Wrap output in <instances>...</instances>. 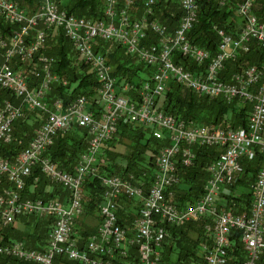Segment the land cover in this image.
Returning a JSON list of instances; mask_svg holds the SVG:
<instances>
[{
    "label": "built area",
    "instance_id": "2783aa9c",
    "mask_svg": "<svg viewBox=\"0 0 264 264\" xmlns=\"http://www.w3.org/2000/svg\"><path fill=\"white\" fill-rule=\"evenodd\" d=\"M215 1L218 7L228 4V0ZM155 2L143 0L141 15L133 18L135 0H122L121 5L117 0H104L103 16L96 19L69 13L55 0H38L33 12L18 0H0V88L20 101V105L7 99L2 103L0 141L14 140L16 119L36 110L47 112L14 159L0 157V184L3 178L10 183L0 188V224L12 225L22 215L52 218L44 249L29 248L20 240L0 243V264H54L58 256L77 264H157L168 233L165 225L178 226L205 216L210 221L204 226L206 236L196 264H232L234 260L258 264L264 256V4L238 1L235 11L242 23L236 35L215 27L219 40L211 56L187 37L196 21L197 0H178L182 14L173 32L152 18ZM51 26L62 31L78 57L92 68L98 82V114L89 108L85 95L76 96L66 106L61 100L48 102L52 85L60 82L52 71L54 57L43 51L45 28ZM149 32L156 41L146 43ZM99 41L118 42L128 54L152 67V74L139 85L119 83L105 54L97 49ZM252 43L262 50L261 60L225 74L226 63L248 52ZM176 51L191 62L193 70L175 63ZM18 61L39 66L17 69ZM170 81L198 96L236 101V106L248 104L246 126L193 123L167 113L158 99ZM120 123L149 127L155 139L167 144L157 149L150 173L99 176V221L95 232L83 241L75 228L84 214L83 183L87 175L96 174L97 153L117 136ZM75 126L85 130L87 148L72 170L66 171L45 152L58 133ZM195 146L218 147L221 152L206 169L202 193L192 202L181 203L177 199L178 169L193 164ZM257 154L262 160L250 186V207L237 213L230 208L234 205L230 185L242 175L243 160ZM34 167L68 191L66 200L23 197L25 179ZM122 197L140 200L131 225L118 222ZM236 239L243 251L241 260L234 252Z\"/></svg>",
    "mask_w": 264,
    "mask_h": 264
},
{
    "label": "trees",
    "instance_id": "16d2710c",
    "mask_svg": "<svg viewBox=\"0 0 264 264\" xmlns=\"http://www.w3.org/2000/svg\"><path fill=\"white\" fill-rule=\"evenodd\" d=\"M60 1V0H59ZM239 0H229L228 4L236 3ZM21 6L28 9L29 12L34 11L38 0H19ZM198 11L196 21L187 34L191 43L201 46L209 50L210 55L213 56L216 53L217 43L219 37L217 35L215 27H221L227 32L236 35L238 28L242 23V19L238 21L234 15L232 8L228 5L218 7L215 0H197ZM118 5H121L122 0H117ZM143 0H135V5L132 12L133 18H138L142 10ZM264 0H261V7H263ZM69 12L75 13L79 16H86L91 18H101L103 0H70L67 4H62ZM136 8V12L134 9ZM154 13L152 18L158 20L162 24L167 26L168 31L173 32L179 23V19L182 14V10L178 0H156L154 7ZM150 41H156V36H152L146 43ZM104 51L103 53L107 57V61L114 63V75L118 77V80L125 82L142 81L147 80L151 71H145V76L141 77V74L136 76V72L133 71L131 66L133 62L132 57L128 53H125L124 48L116 41H99L97 49ZM47 55H51L55 59L54 67L52 71L58 75L60 80H65L66 85L61 83H54L50 93V98H60L62 105L66 106L73 98L78 95H85L90 102L89 108L98 114L99 106L95 102L98 87V82L94 76V73L90 70L89 66L79 63L78 66L73 64L72 52H74L72 46L68 40L64 37L60 29H56V34L49 38L46 48L44 49ZM261 50L255 45H251L250 50L246 53H241L236 60H231L226 63V69L224 71L227 74L234 69H241L249 64L259 62L262 58ZM76 54V53H75ZM175 63L182 64L184 68L193 70L194 66L191 62L179 52H175ZM19 62V61H18ZM22 62L16 65L17 69H22ZM147 68H144V70ZM138 77V80H134V77ZM138 84L140 82H137ZM9 100L13 103H17L18 99L7 89L0 88V107L4 100ZM160 103L162 108L167 113L180 117L185 120H194L197 123H218L221 125H229L234 128L245 127L247 117L249 114L250 106L243 104L242 106H236V101L226 103L221 98H209L207 96H198L190 89L173 81L168 83V87L164 94L160 97ZM98 109V110H97ZM24 118L15 121L12 125L14 140L10 143H3L0 141V156L8 159H14L19 150L23 148L34 132V126L29 125ZM29 117V116H28ZM146 136L145 142L141 140ZM126 136L130 138L131 144L127 146L129 148L128 153H119L108 147L105 149L108 157L111 159L109 174L125 175L128 172H133L137 177L140 176V171L148 169L153 166V158L157 152V149L162 144L161 141L155 139L150 135L148 128L133 127L127 123L119 124V131L115 138ZM113 138V140L115 139ZM118 140V139H117ZM149 144H151L149 146ZM87 147L86 132L80 127H72L69 130L59 133L53 144L48 148L46 154L51 160L57 163L62 169L71 171L80 155L85 151ZM146 151L150 152L148 156V167L143 166L142 162L145 161ZM195 159L189 167H179L180 183L177 186V199L187 198V201H192L202 193L203 184L208 176L206 172L207 165L215 159L221 152L218 147L212 146H195ZM121 156L124 159V165L115 163V158ZM262 160V155L257 154L252 160L243 161V172L231 185L230 191L234 200L232 209L239 213L241 211H248L251 199L252 190L250 188L253 183L258 168ZM38 179L36 182L34 179ZM33 186V188H32ZM48 186L49 190H45ZM84 194H83V206L84 214L78 224L83 225L80 229V239H84L95 232L97 223L99 221L98 206L102 201V188L99 184V180L96 177L87 176L84 182ZM248 189V190H245ZM245 190V191H244ZM61 191V192H60ZM181 192H183L181 198ZM66 191L60 186L49 180L38 167H34L32 174L26 178V186L23 190L24 198H54L59 197L63 199L62 195ZM236 195V196H233ZM129 198L122 197L119 201L120 207L117 208L118 222L121 225H131L132 218L125 212V209L130 206ZM85 221V223L83 222ZM89 220L96 221L94 226H89ZM18 222L24 223L28 227V230H19L15 228V225L2 226L0 224V243H6L12 240H23L29 247L43 249L45 247V241L50 229L52 218L50 217H36L34 215H23L16 219ZM210 221V218L205 216L195 221H188L178 226L165 225L169 231L168 237H165L162 243V259L160 262L163 264H170L171 256L173 252L176 253L175 264H190L196 256L197 245L200 244L205 236L204 226ZM234 252L242 255L243 251L241 246L237 243V239L234 241ZM239 258V260L242 259ZM238 261H232V264H237ZM258 264H264V256L261 257Z\"/></svg>",
    "mask_w": 264,
    "mask_h": 264
},
{
    "label": "rangeland",
    "instance_id": "374dc122",
    "mask_svg": "<svg viewBox=\"0 0 264 264\" xmlns=\"http://www.w3.org/2000/svg\"><path fill=\"white\" fill-rule=\"evenodd\" d=\"M19 1V0H18ZM57 3H58V5L62 8V9H65L67 12H69L66 8H64L63 6H62V4L64 3V4H67L70 0H55ZM240 1V0H239ZM228 2H229V0H228ZM238 2V1H237ZM236 2V3H237ZM259 2H261L260 0H258V3ZM236 3H232L231 4V6H230V3L229 4H227L228 6H229V8H232L233 9V11H234V15H235V17H236V20L238 19V21L240 20V18H241V16H238L237 15V13H236V11H235V6H236ZM38 5V4H37ZM36 5V6H37ZM103 5H104V0H103ZM142 6H143V4H142ZM36 8V7H35ZM103 8V7H102ZM136 8L137 7H135V9H134V11L136 10ZM35 10V9H34ZM133 10V9H132ZM142 11H143V7H142V10L140 9V13H142ZM33 12V11H32ZM136 12V11H135ZM69 13H71V12H69ZM73 14H75V13H73ZM76 15V14H75ZM77 16H79V15H77ZM219 28H221V27H219ZM56 29H59V28H55V26H51V27H48V28H45V31H46V36H47V38H46V44H45V47H44V49L46 48V45H47V41H48V39L49 38H51V37H53L55 34H56ZM149 35H150V37H151V35L152 36H155L152 32H149ZM66 38V37H65ZM67 39V38H66ZM68 40V39H67ZM68 42H69V40H68ZM70 43V42H69ZM254 44V43H253ZM70 45H71V43H70ZM256 45V44H255ZM72 46V45H71ZM257 46V45H256ZM258 47V46H257ZM73 48V47H72ZM44 49H43V51H44ZM260 49V48H259ZM74 50V49H73ZM102 53L104 52V51H102L101 50V48L99 49ZM125 50V49H124ZM261 50V49H260ZM262 51V50H261ZM45 52V51H44ZM76 52H75V50H74V52H72V58H73V64H75L76 66H78L79 65V63L81 62V63H83V64H85L79 57H78V55H77V53L75 54ZM125 53H127L126 51H125ZM261 54H262V52H261ZM130 55V54H129ZM51 56V55H50ZM132 57H130L131 58V61L133 62V65L131 66V68H133V71H137L136 73V76H138L139 77V75L141 74V77H143V76H145V73L147 74V72H145V71H148V70H150L151 71V74H152V70H153V68L152 67H149V66H146L145 64H143L142 62H140V61H138L133 55H131ZM106 57V56H105ZM106 59H107V57H106ZM112 67H113V69H115L114 68V63H110L109 61H107ZM54 63H55V61H54ZM86 65V64H85ZM31 67V66H35V67H38L39 65L37 64V63H35V64H31V63H29V62H23V65H22V68L24 69H26L27 67ZM88 66V65H87ZM54 67V64H53V66H52V68ZM90 68V70L92 71V68L91 67H89ZM144 68H147V69H145L144 70ZM115 71V70H114ZM150 74V75H151ZM94 76H95V74H94ZM134 77V80H138V77ZM150 77V76H149ZM148 77V78H149ZM95 78H96V76H95ZM147 78V79H148ZM97 80V79H96ZM61 81H63V79L62 80H60V82L59 83H61ZM65 81V80H64ZM118 82L119 83H123L124 81H120V80H118ZM137 82H140V83H142L143 82V80L141 81H137ZM136 81H132V82H130V83H132V84H134V85H139L138 83H137ZM32 83H33V81H32ZM62 84V83H61ZM63 86L64 85H66V84H62ZM167 87H168V85H167ZM167 87H166V89H167ZM98 88V87H97ZM165 89V90H166ZM165 92V91H164ZM96 93H97V89H96ZM164 94V93H163ZM162 94V95H163ZM161 95V96H162ZM48 102L49 103H53L55 100H61L60 98H55V99H52V98H50V96H48ZM62 101V100H61ZM20 102V101H19ZM19 102H17V103H15V104H19ZM158 104H159V106H162V104L160 103V99H158ZM20 105V104H19ZM47 114V112L46 111H42V110H36V111H33V112H31V113H29V114H27L28 116H27V118L25 119V121L29 124V125H33L35 122L37 123V125L36 126H34V131L40 126V124L44 121V117H45V115ZM21 119V118H20ZM17 120H19V119H16L15 121H17ZM14 121V122H15ZM187 121H191V122H193V123H197V121H194V120H187ZM131 125V124H130ZM133 127H137V126H134V125H132ZM229 126V125H228ZM138 127H143V128H148L149 129V131H150V135H151V129L149 128V127H144V126H138ZM33 134H34V132H33ZM59 134V133H58ZM146 136H148V133H146L145 135H144V139H142L141 140V142L142 143H144L145 142V139H146ZM152 136V135H151ZM153 137V136H152ZM155 138V137H154ZM55 139V138H54ZM118 139V140H117ZM162 142V144L159 146V148L161 147V146H163V145H165V144H167V142H165V141H161ZM131 144V141H130V138L129 137H126V136H121V137H119V138H115L114 140L112 139V140H110V141H108L107 143H105L102 147H101V149L98 151V153H97V160L95 161V168H96V174L95 175H93V174H91V175H87V176H90L91 178L92 177H96L98 180H99V176H106V175H112V174H109V169H112L111 167H110V165H111V159L108 157V154L106 153V151H105V149L108 147L109 149H113V150H115V151H117V152H119V153H123V154H125L126 152L128 153V150H129V148H127V146L128 145H130ZM151 144H149V146H150ZM87 148V147H86ZM158 148V149H159ZM48 150V149H47ZM86 150V149H85ZM47 152V151H46ZM45 152V153H46ZM85 152V151H84ZM150 155V152L149 151H146V154H144V156H145V161H143L142 162V164H143V166H147L148 167V164H147V162H148V156ZM46 156H48L47 154H46ZM155 156V155H154ZM1 157V156H0ZM16 157V156H15ZM14 157V158H15ZM49 157V156H48ZM50 158V157H49ZM51 159V158H50ZM79 159V158H78ZM214 160V159H213ZM212 160V161H213ZM52 161V160H51ZM153 161H154V158H153ZM211 161V162H212ZM244 161V160H243ZM115 163H117V164H119V165H124V163H125V161H124V159H122V157L121 156H118L117 158H115V161H114ZM210 162V163H211ZM55 163V162H54ZM209 163V164H210ZM55 164H57V163H55ZM208 164V165H209ZM208 165H207V167H208ZM242 165H243V162H242ZM58 166V165H57ZM58 167H60V166H58ZM207 167H206V169H207ZM61 168V167H60ZM152 169H153V166H151V167H149L148 169H145V170H147V172H151L152 171ZM32 171H33V169H32ZM206 172H207V170H206ZM207 174H208V172H207ZM116 175V174H115ZM119 175V174H118ZM46 176V175H45ZM86 176V177H87ZM86 177H85V179H86ZM36 182L38 181V179L36 178V179H34ZM50 180V179H49ZM149 180V178H147V181ZM84 182H85V180H84ZM205 183V182H204ZM10 183L9 182H7L6 181V178H3L2 179V181H1V184H0V188L2 187V186H8ZM25 184H26V181H25ZM100 184V183H99ZM83 185H84V183H83ZM204 185V184H203ZM32 188H33V186H32ZM63 188V187H62ZM25 189V188H24ZM23 189V190H24ZM64 189V191H66V193L65 194H63L62 195V197H63V199H61V198H59V197H56V198H59L60 200H66V198H67V194H68V191L65 189V188H63ZM83 189H84V187H83ZM23 190H22V192H21V194L23 195ZM45 190H49V188H48V186L46 187V189ZM245 190H248V189H245ZM244 190V191H245ZM202 191H203V187H202ZM61 192V191H60ZM83 194H84V190H83ZM181 198H182V196H184L183 195V192H181ZM55 198V197H54ZM130 200H129V203H130V206L128 207V208H126L127 210H131V212L129 213V216L131 217V218H133V215H135V213H136V208H138V205L140 204V200L138 199V198H129ZM193 201V200H192ZM192 201H187V198H184V199H181L180 200V202L181 203H184V202H192ZM23 216V215H22ZM37 217V216H36ZM198 220V219H197ZM80 221H82V219L81 218H79V219H77V221H76V224H75V228H76V231H78V234H80L79 232H80V229L82 228V226L83 225H79L78 223L80 222ZM195 221V220H194ZM83 222L85 223V221L83 220ZM89 226H94L95 225V223H96V221H94V220H89ZM14 225H15V228H17V229H19V230H28V227L26 226V225H24V223H22V222H18V221H15V223H14ZM48 233H49V231H48ZM168 235H169V231H168V233H167V236L166 237H168ZM205 236H206V233H205ZM205 236L203 237V239H202V241L200 242V244H202L203 243V240H204V238H205ZM47 237H48V234H47ZM47 237H46V240H47ZM17 240V239H16ZM25 242V241H24ZM164 242V241H163ZM45 243H46V241H45ZM197 245V248H196V256H195V259L194 260H192V261H190L191 263L190 264H196L199 260H200V253H199V251H200V247H201V245ZM238 255V257L239 258H241L242 257V255H240V254H237ZM243 258V257H242ZM161 259H162V255H161V258H160V260L157 262V264H163V262H160L161 261ZM175 260H176V253L175 252H173V254H172V256H171V262H170V264H175L174 262H175ZM180 264H182V263H180Z\"/></svg>",
    "mask_w": 264,
    "mask_h": 264
},
{
    "label": "crops",
    "instance_id": "0c3cea01",
    "mask_svg": "<svg viewBox=\"0 0 264 264\" xmlns=\"http://www.w3.org/2000/svg\"><path fill=\"white\" fill-rule=\"evenodd\" d=\"M54 264H75L69 261L65 256H58L54 260Z\"/></svg>",
    "mask_w": 264,
    "mask_h": 264
},
{
    "label": "bare ground",
    "instance_id": "6f19581e",
    "mask_svg": "<svg viewBox=\"0 0 264 264\" xmlns=\"http://www.w3.org/2000/svg\"><path fill=\"white\" fill-rule=\"evenodd\" d=\"M243 105V104H242ZM249 112H250V110H249ZM249 115V114H248ZM248 118V117H247ZM247 123V122H246ZM231 127V126H230ZM234 128V127H233ZM207 179V178H206ZM25 181H26V179H25ZM254 182V181H253ZM25 186H26V184H25ZM230 196H232V194L230 195ZM233 196H234V194H233ZM28 198H30V197H28ZM42 199V198H41ZM47 199V198H46ZM46 199H42V200H46ZM233 205V204H232ZM231 209H232V206L230 207ZM233 210V209H232ZM234 211V210H233ZM242 212V211H241ZM18 217H20V216H18ZM17 217V218H18ZM52 224V223H51ZM51 227V226H50ZM50 230V229H49ZM206 233V232H205ZM79 236H80V234H78ZM20 241H23V240H20ZM24 242V241H23ZM25 243V242H24ZM27 246V245H26ZM45 246H46V243H45ZM27 247H29V246H27ZM29 248H33V247H29ZM45 248V247H44ZM43 248V249H44ZM162 249V248H161ZM161 255H162V250H161ZM70 261V260H69ZM72 262V261H71ZM72 263H75V262H72ZM75 264H77V263H75Z\"/></svg>",
    "mask_w": 264,
    "mask_h": 264
}]
</instances>
